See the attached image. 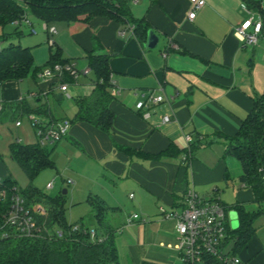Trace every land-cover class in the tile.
<instances>
[{"label":"crops","instance_id":"0c3cea01","mask_svg":"<svg viewBox=\"0 0 264 264\" xmlns=\"http://www.w3.org/2000/svg\"><path fill=\"white\" fill-rule=\"evenodd\" d=\"M188 6V0L129 1L132 15L143 17L157 36L153 48H144L127 27L103 16H93L85 25L57 24L69 33L84 59L92 49L108 54L111 99L107 106L113 117L109 133L85 122L70 123L66 136L48 147L50 157L55 156L50 168L68 176L70 186L60 190L65 201L69 193V203L83 200L90 206L87 197L94 194L116 207L109 216L114 238L122 233L131 237L142 248L136 260L158 264H179V260L174 222L162 219L157 208L179 210L188 188L219 200L218 184L229 180L232 157L223 155V136L236 132L251 108V95L264 87V0H203L192 18L186 16ZM249 16L259 19L261 28L257 42L247 47L234 37L233 29ZM89 83L81 87L79 96L89 92ZM67 84L62 92L58 82L44 80L35 93L22 96L19 81L5 80L0 84L3 110L20 98L31 107L47 103L48 96L59 104L64 93H75ZM155 95L162 99L152 103L149 97ZM138 101L144 102V108L135 109ZM75 110L73 105L55 115L48 108V117L69 120ZM163 115L169 121L161 123ZM185 135L190 136L189 143ZM165 151L168 154L159 158L142 156ZM8 175L0 158V178ZM234 198L233 203L243 205L251 201V193L237 190ZM144 242L151 243L143 247ZM237 255L244 264H264L253 234Z\"/></svg>","mask_w":264,"mask_h":264},{"label":"trees","instance_id":"16d2710c","mask_svg":"<svg viewBox=\"0 0 264 264\" xmlns=\"http://www.w3.org/2000/svg\"><path fill=\"white\" fill-rule=\"evenodd\" d=\"M23 14L48 26L59 21L66 25H85L93 16H103L127 27L140 45L144 41L146 30L150 28L143 17L132 15L128 0H0V28L11 24ZM91 38L95 43L93 33ZM85 59L91 88L87 94L76 99V110L69 122H85L109 133L113 116L107 106L111 99L108 54L92 49L86 52ZM55 63L62 65L69 61L62 57L57 45L50 44L46 66ZM38 71L40 70L33 63L29 47L13 43L0 47V84L8 79L20 81L29 75H37ZM63 76L64 80L61 81L72 82L67 74ZM250 99L251 108L236 132L231 136H223L226 139L223 155H230L239 163L240 183L242 187L249 189L251 201L255 204V208L251 210L239 203L230 206L223 204L226 210H233L235 213L236 226H227L226 233L232 240L231 251L236 255L253 234L254 219L264 212V87L260 92L252 94ZM9 107L12 119L29 112L48 115L46 103L31 107L24 98L10 102ZM114 147L128 154L132 152L126 147ZM7 149L10 158L26 177L27 184L21 188L9 175L0 178V189H4L6 193V198L0 200V212L7 208L9 193L15 187L26 204L38 203L44 208V215L39 216L38 220L51 229L61 230V236L28 238L10 233L7 237H0V264H118L114 242L116 230L108 216L117 208L108 206L97 195L87 197L91 207L90 216L95 222V227H92L94 236L90 238L89 227L83 223L82 218L74 222L65 220V198L61 191L48 195L31 185V181L42 169L52 167V149L36 142L21 143L17 139L9 142ZM166 154L168 151L142 156L159 158ZM226 176L224 173V177ZM74 224L78 226L76 230L71 229ZM137 264L158 263L140 260Z\"/></svg>","mask_w":264,"mask_h":264},{"label":"built area","instance_id":"2783aa9c","mask_svg":"<svg viewBox=\"0 0 264 264\" xmlns=\"http://www.w3.org/2000/svg\"><path fill=\"white\" fill-rule=\"evenodd\" d=\"M133 2L134 0H129ZM189 6L186 13L187 18L194 16L195 10L203 5V0H188ZM11 25L14 27L26 26L28 32L36 33L31 18L23 14L19 19L13 20ZM41 29L47 35L54 32L52 26L40 24ZM261 21L253 19L251 16L243 19L233 29L234 37L243 45L252 46L257 42L260 35ZM87 68L77 71L72 64H52L45 66L37 75L58 82L60 91L66 90V82L61 81V76L67 74L72 81L78 74H86ZM74 82V81H73ZM112 91H114L112 89ZM28 95H32L28 93ZM67 96V94H66ZM162 99L161 95L150 96L149 100L156 103ZM3 100L0 99V112L3 110ZM145 104L138 101L135 109L144 108ZM31 127L34 142L40 146L49 147L61 138L66 136L70 127V122L66 118L51 119L48 115L33 112L22 115ZM169 116L163 115L161 123L169 121ZM19 118L14 119L13 125L19 126ZM186 143L190 142V136L185 135ZM69 181V180H68ZM51 186L50 182L45 184ZM6 198L4 189H0V200ZM7 208L0 212V237H7L13 233L21 237H59L61 230L51 229L43 221L38 220L39 216L44 215V208L38 203L26 204L17 188L12 187L8 196ZM158 214L162 219L174 222V247L177 251L179 264H242L238 255L232 253V240L227 236V210L217 197L211 196L207 199L199 197L191 188L185 190L180 201L179 210L173 208L165 209L162 206L157 208ZM132 218L137 215L133 214ZM230 227V226H229ZM78 228L77 224L71 226L72 230ZM89 236L93 238L92 228H89Z\"/></svg>","mask_w":264,"mask_h":264},{"label":"rangeland","instance_id":"374dc122","mask_svg":"<svg viewBox=\"0 0 264 264\" xmlns=\"http://www.w3.org/2000/svg\"><path fill=\"white\" fill-rule=\"evenodd\" d=\"M31 21L37 31L35 34L29 33L26 26H19L16 28V31H14V26L11 24H7L0 28V47L6 46L9 43L29 47L33 56L34 65L41 70L46 66L49 44L46 40L45 32L41 29L40 25L34 23L32 18ZM57 24L64 23L59 21L51 24L53 25L52 27L54 28V32L48 35V40L52 42L53 46L57 45L60 48L61 55L64 58H67L69 63L72 64L77 71L82 70L85 64L82 51H79L75 43L71 40L69 33L66 30L60 29ZM246 46L250 47L249 45ZM89 79V74H78L75 80H73L74 82H68V88L71 90L74 89L73 92H75L78 96L75 93H71V96H66V93H64L62 99L59 101V104H57L51 96H48V104L46 103V105L50 111L55 115L60 113L62 114V112H65L68 108L75 105V101L82 91L81 87L85 86ZM44 80H48V78H43L38 75H29L24 79H21L19 81L20 94L25 96L28 92L35 93L38 90L37 87L40 88L41 86L40 82ZM61 80H64V76H61ZM262 85L263 84H260L258 87H263L264 85ZM10 109V107H6L5 110L0 112V158L16 185L22 188L27 184V180L17 164L10 159L7 153V143H9L11 139L15 140L16 137L21 143L31 142L33 140V133L24 116L18 117L21 121L20 126L15 127L13 125L14 119L11 117ZM223 139L226 143V139ZM53 157L55 159V156H51V158ZM55 161L56 163H59L57 162L58 158H56ZM228 174L229 180H227L226 183L223 182L218 184V195L219 200L222 203L230 206L235 200L234 192L237 190H246L247 188L240 187V166L234 157H230L229 159ZM67 177L68 176L66 174L62 172L59 173V169L44 168L31 181V185L37 187L48 195H54L61 189L68 188L70 186V184L66 183ZM46 182H50L51 186L47 187L45 185ZM198 195L199 197H203L205 199L210 197L209 194L205 193H199ZM70 199L71 198L68 193L65 201V220L67 222H74L79 218H82L84 224L89 225L90 228L95 227V222L90 216V206L83 200H81V202L71 204L69 203ZM243 205L246 209H253L255 207V204L252 201L244 202ZM234 215L235 213L233 210H227V223L230 227L233 225L231 220L235 218ZM108 216H110V213ZM254 228L253 238L260 245V251L264 255V212L255 218ZM115 238L114 241L117 246V254L119 257L118 264H137L140 261L136 260L137 256L140 250L142 251V248L140 249L136 245L139 243L131 239V237L123 235V233L119 239L116 238L115 240ZM149 243L151 242H144L143 247L146 245L148 246ZM174 264H178V261H175ZM254 264H256V262H254Z\"/></svg>","mask_w":264,"mask_h":264},{"label":"water","instance_id":"95a60500","mask_svg":"<svg viewBox=\"0 0 264 264\" xmlns=\"http://www.w3.org/2000/svg\"><path fill=\"white\" fill-rule=\"evenodd\" d=\"M157 40H158L157 36H156V35L153 33V31L149 28V29L146 30L145 38H144V41H143V43H142V46H143L144 48H153V47H155V45H156V43H157ZM55 98H56L57 100H60L61 95H60V94H56V95H55ZM61 193L64 194V190H62ZM234 217H235V215H234ZM231 223H232L233 225H232L230 228H235L236 223H237V222H236V217L233 218V219L231 220Z\"/></svg>","mask_w":264,"mask_h":264}]
</instances>
